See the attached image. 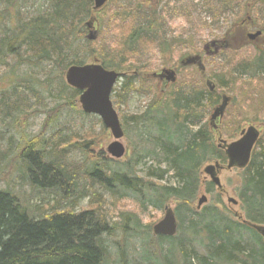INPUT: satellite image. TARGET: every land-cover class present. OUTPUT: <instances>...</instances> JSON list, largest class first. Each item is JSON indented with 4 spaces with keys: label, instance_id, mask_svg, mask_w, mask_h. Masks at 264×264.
Returning <instances> with one entry per match:
<instances>
[{
    "label": "trees",
    "instance_id": "16d2710c",
    "mask_svg": "<svg viewBox=\"0 0 264 264\" xmlns=\"http://www.w3.org/2000/svg\"><path fill=\"white\" fill-rule=\"evenodd\" d=\"M169 1L109 0L113 6L108 8L117 18L107 31L113 32L119 50L103 47L99 51L97 39L94 42L84 39L87 21L105 8L93 11V0H0V67L7 69L5 79L14 83L10 91H0V111L3 117L14 118L20 107L27 105L26 98L35 100L36 107L42 103L40 112L45 114L37 135L22 136L16 145L10 138L6 149H0V183L5 182L4 189H0V264H106L109 253L104 237L112 236V230L118 226L113 223L110 227L101 206L92 207L105 201L94 194L96 201L92 206L74 210L81 198L94 191V178L110 193L114 203L126 200L125 192L133 194L143 215L149 210H162L168 202L175 204L176 235L155 238L159 250L166 246L167 255L162 257L165 264H264V238L252 228L264 226V149L253 154L247 168L240 172L236 195L245 223L226 214L219 195L212 204L200 210L193 208L202 188L208 195L215 190L212 183L202 179L203 166L211 162L226 164L224 152L215 145L212 131L207 121H203L209 108L219 102L215 90L210 93L195 84L178 82L165 101L160 98L152 101L142 115H118L125 136L132 131L144 138L143 146L135 145L133 149L138 161L152 158L158 166L163 163L167 167L163 171L150 170L146 178L134 175L138 162L134 157L127 172L111 168L119 165L117 161L99 163L88 150L92 143L87 137L92 136L90 133L86 138L76 133L62 137L58 131L45 137L64 109L75 108L74 102L80 95L64 82L63 74L69 67L92 61L116 73L141 74L153 68L148 63V51L153 50V58L158 56L161 61L176 49L183 56H194L190 54L196 51V38L209 26L199 19L195 24L198 32L187 35L182 31L166 37L164 30L169 28L172 17L183 13L190 18L193 8L200 13L206 9L218 19L227 7L240 0H200L205 4V9L200 10L192 4L193 0ZM259 7L264 10V0ZM254 10L246 6L241 9L243 15L247 12L244 22ZM241 23L235 26H243ZM227 36H231L229 31L224 33V38ZM21 66L29 70L18 76L16 70ZM231 76L264 83V50H259L252 60L236 64ZM122 78L119 91L113 90L117 104L126 102L125 98L133 91L139 95L154 94L152 89L144 88L149 83L145 78L138 80V87L133 76ZM222 82L218 83L224 88ZM234 84L235 81L227 86ZM44 100L50 101L52 107L47 108ZM71 149L85 155L81 168L69 159ZM12 171L19 181L17 185L10 183ZM169 172L173 185L163 183ZM80 173L91 180L89 185L84 183L81 187ZM25 185L31 193L24 192L19 197L14 186ZM50 196L55 198L53 205H49ZM36 198L40 200L38 205L33 202ZM118 217L123 233L130 225L129 230L152 240L150 228L144 227L137 215L120 212ZM195 240L204 254L193 256L194 251H186V245Z\"/></svg>",
    "mask_w": 264,
    "mask_h": 264
},
{
    "label": "rangeland",
    "instance_id": "374dc122",
    "mask_svg": "<svg viewBox=\"0 0 264 264\" xmlns=\"http://www.w3.org/2000/svg\"><path fill=\"white\" fill-rule=\"evenodd\" d=\"M182 1L183 0H170L169 2L181 3ZM260 1L261 0L237 1L227 7V10L224 13H221L218 19H215L211 14L206 12V9L204 8L205 4L203 3L204 5H202L200 0H193L192 4L198 7L199 10L200 8H204L205 11L201 10V13L194 12V9L192 8L193 14L190 18H188V16H184L183 13L175 14L168 26L169 28L164 30L166 31V37L178 35L182 31L187 32V35L192 32H198L199 27L195 24L198 23L199 19L209 26L207 30L199 33L200 36L196 38V51L195 53L190 54L201 55L202 63L205 67L204 76L202 77L195 67L181 68L179 66L180 62L187 57L183 56L181 50H174L170 57L167 56L166 58H163V61H161V58L158 56H154L155 58H153V50L148 51L147 58L150 56L148 63L151 65L153 64L151 71H141V74H133V72L129 71L126 72V75L134 77L133 83L135 87L139 86L138 80L145 78L149 83L144 88L152 89L154 94L148 95L144 93L139 95L133 91V93L128 94L125 98L126 102L119 104H117L115 100L116 98L113 99V97H115V93L111 94L113 106L117 114L124 117L140 116L146 111L147 106L150 105L152 101L158 100V98L162 100L164 99L165 101L167 99L166 96L173 91L171 88L175 89L178 82L186 84L192 83L197 85L196 87H199V89H208L206 81H209L215 87V96H219V102L209 108L207 118L203 121L204 123L207 121V124L212 131L215 145H219L221 141H224L227 144L231 143L239 138L241 130L253 126L259 130L260 134L254 154L256 155L259 152H262L264 149V83L257 81L250 82L245 79L239 80L238 78H233L231 76V72L236 64L245 60H252L259 50H264V10L259 7ZM110 5L113 6V2L107 3L105 8L95 16L96 18H93L94 30L97 32V40L95 41V44H98L99 51H101L103 47H110L109 49L113 48L117 51L119 50L117 47L118 45L115 44L117 41H113V32L107 31L108 26L110 28L115 25L114 21L115 18H117V16L113 14V11L109 10L108 7ZM245 6L246 8L252 7L255 9L252 14H248L250 16L248 19L249 22L247 19L246 22H244L247 12L244 15L241 12V9ZM173 7H176V5H173ZM240 23H244L243 26H235ZM261 27L262 29H260ZM238 28L240 29L237 30ZM228 31L231 33V36L224 38V33ZM256 31L262 32L259 39L253 43L248 42L246 35ZM85 36H87V34H85ZM212 41L220 43L221 48L218 51L219 53L213 57H204L202 51L203 47L205 44ZM92 63V61H87V64ZM163 69H174L177 74V83L174 86H169L168 89H162V85L159 86L157 83L158 81L153 80L150 77L153 74L160 73ZM28 70V67L21 66L17 68L16 73L18 76H22L23 74L28 73ZM6 72L7 69L5 67H0V91H10L11 87L14 85L13 81L9 83V81L5 79L4 74ZM219 80H223L222 84L225 85L224 88L220 86V83H218ZM123 81V78L117 80L114 86L115 92L119 91ZM234 81V85L227 86L228 83ZM20 91H22V89H19V92ZM223 96L230 98V103L224 113V116L221 120L210 122V117L214 109L221 103V98ZM25 101H27V105L20 107V110L14 114V118L3 117L4 113L0 111L1 150L6 149L8 139L11 138L16 145L19 143L20 137H32L37 135L41 130L45 119V114L40 112V110H43L42 103L41 107L40 105L39 107H36L35 100L25 98ZM44 101L48 104L47 108L52 107L53 104H50V101ZM74 104V109L67 108L61 112V117H58L59 120L50 127L45 137H49L52 133L58 131L62 137H69L76 133L75 135L78 137L86 138L87 133H90L92 136L87 137L91 138L92 143L88 150L92 153L93 157L99 163L104 164H109V161H117L119 165L112 166L111 168L127 172L130 162L134 161L133 157L138 161L139 156L137 158V155H133V149H135V145L138 146L136 148L143 146L144 138L136 136L132 131L129 132V136H125L124 134L121 143L125 147V155L120 160H113L106 152L108 145L113 142L110 132L103 127L102 122L98 117L83 115L78 104V98ZM36 110L39 112L35 113ZM1 120H3V123ZM102 128H104V131H101ZM138 133L142 135L141 132L138 131ZM69 159L78 164L79 168H81V165L85 160V155L83 156L78 150L71 149ZM213 163L214 162L205 164L203 168L210 164L213 165ZM156 168H160L162 171L167 169L166 165L163 163L158 166L156 160L152 158H142L137 162L133 173L139 178H146L149 171ZM14 171L11 172L13 180H11L10 183L15 182V185H17L19 181L15 179L16 176ZM79 178L81 179V187L84 183L85 185L90 184L91 180L81 175V173ZM218 178L221 184L220 189L215 188L214 193L208 195L202 188L196 199L198 200L201 196H205L207 198V204L204 206H207L208 204L215 202L218 199L216 195H219L223 205L221 208H225L227 211V213H225L228 214L230 218L233 220L244 219V213L241 210L240 201L236 195V189L238 188L241 180L240 172L237 170H226V164H224L222 165V170L218 173ZM202 179L209 182V178L204 174H202ZM93 180L96 182L94 191H92L91 194H88L85 198H81L77 202L74 210L78 212L79 210L92 206V202L96 201V198L93 197L94 194L97 196L100 195L105 201L102 205L96 206L94 204L92 207L99 208L101 206L102 212L105 213L106 217L109 219L110 227H112L113 223H116L118 226H115L112 230L114 231L112 232V236L104 237L105 245L108 248L109 253V260L106 264H165L162 257L163 255H167L166 246H164L162 250H159V248L155 245L156 237L152 235V227L163 218L164 208L159 211L149 210L148 213L143 215L140 213L138 206L134 202L136 198L133 194L125 192L126 200H120L114 203L110 193L103 190L101 186L97 184L99 181L96 178ZM163 183L165 185L174 184L171 172L164 176ZM4 185L5 182H1L0 189H4ZM14 187L15 190L19 192V197H22L24 192L27 195L31 193V190L27 185L19 187L22 188V190H20L18 186ZM54 199L55 198H53V196H50L49 205L54 204ZM228 199L237 201V205L235 206L228 203ZM197 200L195 201L193 208L196 207ZM33 202L36 205L40 204V200L38 198L34 199ZM112 203L114 205H112ZM166 205H168L171 209H174L175 207V204L171 202H168ZM120 212L123 213V215H137L142 225L150 228V238H152V240L147 239L144 234L142 235L129 230L130 225H128L129 229L123 233L119 229L122 223L118 217ZM151 241H153L152 244ZM200 245L201 244L198 243V240H195L191 245H186L185 248L187 252L194 251L195 254H192L193 256L197 253L198 255L204 254ZM169 260L172 262L170 256ZM175 261L177 262V260Z\"/></svg>",
    "mask_w": 264,
    "mask_h": 264
},
{
    "label": "water",
    "instance_id": "95a60500",
    "mask_svg": "<svg viewBox=\"0 0 264 264\" xmlns=\"http://www.w3.org/2000/svg\"><path fill=\"white\" fill-rule=\"evenodd\" d=\"M109 0H93V11L101 10ZM93 19L86 23L88 30L86 39L90 42L95 41L97 32L94 30ZM261 35L260 32L248 34L247 39L250 42L255 41ZM213 50L208 53V49ZM203 51L206 56H214L218 52L216 42H211L204 46ZM183 67L196 66L199 71L203 72L204 67L201 62V57H187L181 62ZM159 80H165L167 83L174 84L176 82L175 72L172 70H162L160 74L153 75ZM119 79V74L114 71L105 70L100 64L94 62L83 66H71L65 74L64 80L68 87L79 91L78 104L83 114L96 116L102 122L103 127L110 132L113 142H111L106 152L114 160H120L125 155V147L121 143L124 137L119 117L111 102V94L113 88ZM210 92L214 90L211 82L206 83ZM230 99L222 97L221 104L216 107L211 115V121L221 119L227 108ZM259 138V132L254 127H248L241 132L238 140L226 143L221 141L218 148H222L226 159V170H244L250 161L251 151ZM222 167L218 163L207 165L203 169V174L209 178V181L217 188H221L218 173ZM228 203L237 205V201L228 199ZM207 204V198L201 196L197 200L196 209L200 210L202 206ZM252 228L264 238V227L252 225ZM177 232V221L173 209L169 206L164 207L163 218L152 227V235L154 237L172 238Z\"/></svg>",
    "mask_w": 264,
    "mask_h": 264
},
{
    "label": "flooded vegetation",
    "instance_id": "af4514ba",
    "mask_svg": "<svg viewBox=\"0 0 264 264\" xmlns=\"http://www.w3.org/2000/svg\"><path fill=\"white\" fill-rule=\"evenodd\" d=\"M260 37V36H259ZM257 39H259V38H257ZM256 39V40H257ZM255 40V41H256ZM254 41V42H255ZM253 43V42H252ZM217 47H218V51H219V49L221 48V45H220V43L218 42L217 43ZM204 48V47H203ZM213 49L212 48H209L208 49V53H210L211 51H212ZM219 52H217V54H218ZM211 57V56H210ZM181 63V62H180ZM193 67H195L197 70H198V68L196 67V66H193ZM170 70H173L175 73H176V71L174 70V69H170ZM162 71V70H161ZM159 74V73H158ZM157 73L156 74H153V75H158ZM153 75H151V78L153 79V80H156V81H158L157 83H158V85L159 86H161L162 85V89H168L169 88V86H170V84H168L165 80H159L158 78H156V77H153ZM202 76V75H201ZM203 77V76H202ZM251 127V126H250ZM253 127V126H252ZM257 129V128H256ZM244 130V129H243ZM243 130H241L240 131V134H239V137L241 136V132L243 131ZM259 131V130H258ZM257 144H258V142L255 144V146L253 147V149H252V152H251V156H250V161H251V158H252V155L254 154V150H255V148L257 147ZM221 150L223 151V149L221 148ZM224 152V151H223ZM250 161H249V163H250ZM238 171V170H237ZM239 172H241V171H239ZM239 220V219H238ZM242 223H245L243 220H240Z\"/></svg>",
    "mask_w": 264,
    "mask_h": 264
},
{
    "label": "bare ground",
    "instance_id": "6f19581e",
    "mask_svg": "<svg viewBox=\"0 0 264 264\" xmlns=\"http://www.w3.org/2000/svg\"><path fill=\"white\" fill-rule=\"evenodd\" d=\"M87 33H88V32H87ZM87 33H86V34H87ZM84 39H85L86 41H88V40L86 39V36H84ZM89 42H90V41H89ZM92 42H94V41H92ZM117 74H119V79L126 75L125 73H117ZM133 74H135V73H133ZM113 90H114V89H113ZM212 92H213V91H212ZM114 93H115V92H114ZM114 93L112 92V94H114ZM115 95H116V94H115ZM110 99H111V102H112V98H111V97H110ZM112 105H113V102H112ZM113 108H114V106H113ZM222 118H223V117H222ZM222 118H221V119H222ZM221 119H216V120H221ZM210 122H212V121H211V117H210Z\"/></svg>",
    "mask_w": 264,
    "mask_h": 264
}]
</instances>
